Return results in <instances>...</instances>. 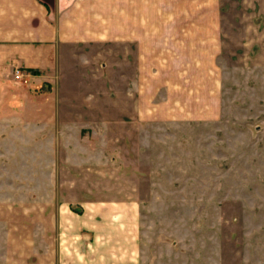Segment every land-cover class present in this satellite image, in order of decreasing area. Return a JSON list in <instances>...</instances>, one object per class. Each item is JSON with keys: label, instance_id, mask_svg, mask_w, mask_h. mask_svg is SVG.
<instances>
[{"label": "crops", "instance_id": "obj_1", "mask_svg": "<svg viewBox=\"0 0 264 264\" xmlns=\"http://www.w3.org/2000/svg\"><path fill=\"white\" fill-rule=\"evenodd\" d=\"M221 44L220 0H0L1 69L47 86L14 96L43 144L50 134L36 220L51 231V264H147L142 214L166 205L144 204L124 140L216 119Z\"/></svg>", "mask_w": 264, "mask_h": 264}, {"label": "rangeland", "instance_id": "obj_2", "mask_svg": "<svg viewBox=\"0 0 264 264\" xmlns=\"http://www.w3.org/2000/svg\"><path fill=\"white\" fill-rule=\"evenodd\" d=\"M220 9L218 117L155 123L124 140L144 204L166 205L142 214L147 264H264V0H220ZM14 71L0 67V264H51V231L36 220L50 197L38 164L50 158V134L43 144L34 110L21 114L14 96L47 86L16 85Z\"/></svg>", "mask_w": 264, "mask_h": 264}, {"label": "built area", "instance_id": "obj_3", "mask_svg": "<svg viewBox=\"0 0 264 264\" xmlns=\"http://www.w3.org/2000/svg\"><path fill=\"white\" fill-rule=\"evenodd\" d=\"M13 77L17 82H27V73L21 68H15Z\"/></svg>", "mask_w": 264, "mask_h": 264}, {"label": "trees", "instance_id": "obj_4", "mask_svg": "<svg viewBox=\"0 0 264 264\" xmlns=\"http://www.w3.org/2000/svg\"><path fill=\"white\" fill-rule=\"evenodd\" d=\"M35 72V71H34Z\"/></svg>", "mask_w": 264, "mask_h": 264}]
</instances>
